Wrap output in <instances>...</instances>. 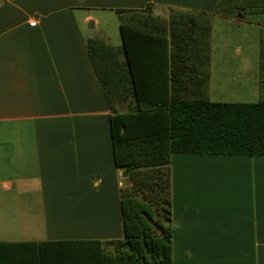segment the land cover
Listing matches in <instances>:
<instances>
[{"label":"crops","instance_id":"obj_1","mask_svg":"<svg viewBox=\"0 0 264 264\" xmlns=\"http://www.w3.org/2000/svg\"><path fill=\"white\" fill-rule=\"evenodd\" d=\"M93 11L159 21L172 100L264 102V0L238 16L215 0H0V264H39L40 243L123 239L124 171L87 51L123 42L92 37ZM173 12L194 24L172 26ZM183 29L193 39H174ZM219 48L233 63L215 64ZM171 173L173 264H264V156L175 154Z\"/></svg>","mask_w":264,"mask_h":264},{"label":"trees","instance_id":"obj_2","mask_svg":"<svg viewBox=\"0 0 264 264\" xmlns=\"http://www.w3.org/2000/svg\"><path fill=\"white\" fill-rule=\"evenodd\" d=\"M215 2L219 14H240L235 0ZM171 18L172 26L194 24L186 13L173 12ZM149 19L145 23L152 22ZM158 28L148 31L121 24L119 48L99 39L87 42L94 73L112 112L114 163L128 172L130 181L120 192L123 239L40 243L39 264H173L172 156H264V102L170 98L169 41L156 32ZM193 34L183 29L173 36L183 41L193 39ZM200 40L208 47L210 35ZM120 105H125V112L116 109ZM51 246L60 249L53 251Z\"/></svg>","mask_w":264,"mask_h":264},{"label":"rangeland","instance_id":"obj_3","mask_svg":"<svg viewBox=\"0 0 264 264\" xmlns=\"http://www.w3.org/2000/svg\"><path fill=\"white\" fill-rule=\"evenodd\" d=\"M235 1H237L236 3L240 5V9H241V0H235ZM91 15L96 17V19H98L99 21L98 26L91 32L92 37L94 38L96 37L100 39L108 38L110 39V43L113 45H116V43L121 40V36L119 32V23L125 24V25L137 26L140 29H144L148 31L152 30L153 28H157V26L161 27L160 23H157V22L149 21V23H145L147 15H144V14H133L130 16H121V18H119L114 13H110L106 11H93L91 12ZM236 16H238L237 13H236ZM142 22L144 23L141 24ZM235 45L232 44L231 46L235 48ZM232 61H233L232 55H230L229 52L225 54L221 48L218 49L217 54L214 56V62L216 65L223 66L229 63H233ZM123 110H126V108ZM127 178L129 181V177Z\"/></svg>","mask_w":264,"mask_h":264},{"label":"water","instance_id":"obj_4","mask_svg":"<svg viewBox=\"0 0 264 264\" xmlns=\"http://www.w3.org/2000/svg\"><path fill=\"white\" fill-rule=\"evenodd\" d=\"M90 26L92 27V24H90ZM123 178L125 179L124 181V186H128L130 183L128 181V172L124 171L123 174H122Z\"/></svg>","mask_w":264,"mask_h":264},{"label":"built area","instance_id":"obj_5","mask_svg":"<svg viewBox=\"0 0 264 264\" xmlns=\"http://www.w3.org/2000/svg\"><path fill=\"white\" fill-rule=\"evenodd\" d=\"M37 25V21L36 20H33L31 23H30V26L31 27H35Z\"/></svg>","mask_w":264,"mask_h":264}]
</instances>
